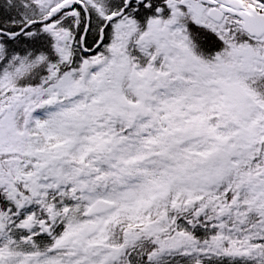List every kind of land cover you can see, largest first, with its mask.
<instances>
[{"label": "snow or ice", "instance_id": "1", "mask_svg": "<svg viewBox=\"0 0 264 264\" xmlns=\"http://www.w3.org/2000/svg\"><path fill=\"white\" fill-rule=\"evenodd\" d=\"M0 264H264V0H0Z\"/></svg>", "mask_w": 264, "mask_h": 264}]
</instances>
